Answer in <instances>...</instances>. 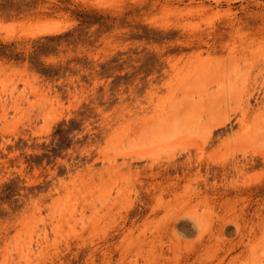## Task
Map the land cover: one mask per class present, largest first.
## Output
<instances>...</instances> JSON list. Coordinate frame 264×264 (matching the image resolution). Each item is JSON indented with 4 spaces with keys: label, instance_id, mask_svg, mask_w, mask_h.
I'll return each instance as SVG.
<instances>
[{
    "label": "rangeland",
    "instance_id": "rangeland-1",
    "mask_svg": "<svg viewBox=\"0 0 264 264\" xmlns=\"http://www.w3.org/2000/svg\"><path fill=\"white\" fill-rule=\"evenodd\" d=\"M0 264H264V0H0Z\"/></svg>",
    "mask_w": 264,
    "mask_h": 264
}]
</instances>
